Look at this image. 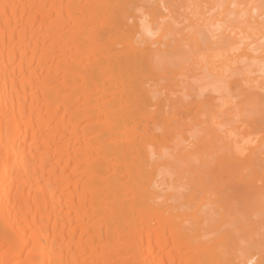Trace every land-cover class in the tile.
<instances>
[{"label":"bare ground","instance_id":"6f19581e","mask_svg":"<svg viewBox=\"0 0 264 264\" xmlns=\"http://www.w3.org/2000/svg\"><path fill=\"white\" fill-rule=\"evenodd\" d=\"M245 100L264 114V0H0V264H264ZM213 127L253 221L168 176Z\"/></svg>","mask_w":264,"mask_h":264},{"label":"rangeland","instance_id":"374dc122","mask_svg":"<svg viewBox=\"0 0 264 264\" xmlns=\"http://www.w3.org/2000/svg\"><path fill=\"white\" fill-rule=\"evenodd\" d=\"M182 71H179V72L180 73L182 72V73H184L186 75L189 72V71L187 72V69H185V68ZM167 76H169V74ZM187 76L190 77V79H191V72ZM178 77H180V76H178ZM181 78L184 79L183 76L180 77V80H181ZM178 80H179V78H178ZM175 88H173V89L175 90ZM238 90L239 89H236V91H237L236 95L237 94L239 95L240 91H243L242 94L245 92L244 90H239V91ZM234 93H235V91L232 92V95ZM190 94L192 95V93H190ZM244 95H246V94L244 93L242 95L243 101L245 99L244 98L245 97ZM235 97L237 99L238 97H241V96H238V97L235 96ZM240 99L241 98H239L238 100L240 101ZM235 101L236 102H239L237 100H235ZM257 101H259V100H257ZM257 101H255L253 103L256 104ZM244 103H246L247 105L249 104V106L246 107V104H244V106H243V104L240 103V105L243 106L242 109L240 108V114L242 116L246 114L244 117L247 119V121H245V122H247V123H248V121L250 122V124L248 123L249 126L247 125L249 127V129H250V127L252 128V126L255 129V123H254L255 121H256V124L257 125H258V123H260L259 125L261 126V124L264 122V116H263L264 114L262 112H260V109H258L259 106L256 107L255 105H253L252 102H249L248 103L246 100H245ZM248 107H250L251 109L248 108ZM205 109L206 108H204L203 110H205ZM257 110L259 112H257ZM255 111H256V114H258V115L262 113L260 118H263V120L259 118L261 121H263L262 123H261V121H259L258 115L256 116ZM248 112H250V114ZM198 118H200V120H203L204 119V116L200 115V116H198ZM254 118H256V119H254ZM257 125H256V128L260 127V126L257 127ZM200 126H204V125H200ZM263 128H264V126H262V128H261L263 130V132H264V129ZM211 130H212V134H214V136L211 135V131H210L209 136L211 135V137H212L211 141L214 140V138H215V140L218 139L216 136H218L220 133H216L217 131H215V133H214V131H213V130H218V128L215 127L214 129H211ZM200 131L201 130H199V134H200ZM255 131H256V129H255ZM258 131H257V133H260L261 130L259 129ZM219 132H220V130H219ZM215 134H217V135H215ZM260 135H262V132H261ZM203 136H205L206 140L207 139L210 140V137L208 136V134H207L208 137L205 134ZM215 140H214V142H210L207 145L209 148L208 147H204V148L201 147V148H203V150L201 149V151H203V152H205L204 150H207L205 148H208L211 151H209V150L206 151L207 152V154L205 153L206 155L201 152V157H199V159H201L200 161H199V159L197 160V157H196V160L197 161H195V160H192V158H189L187 156L188 158L187 157L182 158L181 164L178 165V163H180V159L179 160L178 159L177 160H174L176 162L173 161V163H174L173 165H175V164L176 165L172 167L173 168V172H170V174L168 176L172 180H175L177 176H179V177L180 176H184V177L190 178V184H193V183H195V185L202 184L201 189L198 191L199 192V195L198 196L196 195L197 198H199V199H200V197L201 198H204V199L205 198H207V199L209 198V200H207V199L206 200L211 203V206L212 207H215V208L216 207H223L224 209H227L228 212H229V214L231 215V217L233 219H237V217L238 218H241V219L245 217V219H246L248 217V214H250V213L252 214L253 211H254V209H255V207H252L255 204V199H254L255 198V195L249 193L246 189H239L238 187L235 186L237 182L234 180L235 179L234 178V176H235L234 175V171H232L229 174V170H228V168L225 165H220V164L215 165L214 162L217 160V158H220L221 159V158L227 157V156H223L224 154H227L226 152H224V151H226V150H224V146H221V143L220 142H219V144H218V142L216 143ZM218 149L221 150V151H219ZM215 150H216V152H215ZM217 150H218V152H217ZM208 152H209V154H210V152H211V154L213 152L212 156H211V154L209 156H207L208 155ZM204 155L206 157H208L209 160L207 158H205ZM194 156H196V155H194ZM202 157H204V158H202ZM213 158H215L214 162H212L213 161L212 160ZM202 159H204V160H202ZM241 174L244 176V179H247V176L250 174V172L248 170H243L241 172ZM196 194H198V193H196ZM245 202H246V205H245ZM254 215H257V214L253 213L252 215L249 216L250 218L248 217L250 221H251V219H252V221L255 220V216ZM236 225H237V220H235V221L234 220H231V221L225 223L224 225H222L220 228L209 229V231L205 235V238L206 239H217L218 237L223 236V234H227L229 237L226 236L224 238L226 240L225 244H228V245L230 244L231 245V236H232V233H234V230L236 228ZM237 234H239V232H237ZM219 247L222 248V246H221L220 243L218 245V248ZM206 259H207V257H205V260ZM205 260H202L200 263L201 264H205L206 263Z\"/></svg>","mask_w":264,"mask_h":264},{"label":"snow or ice","instance_id":"6c2138e0","mask_svg":"<svg viewBox=\"0 0 264 264\" xmlns=\"http://www.w3.org/2000/svg\"><path fill=\"white\" fill-rule=\"evenodd\" d=\"M7 7H9L8 5H5V9H7Z\"/></svg>","mask_w":264,"mask_h":264}]
</instances>
